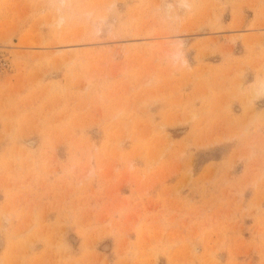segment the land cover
<instances>
[{"label": "rangeland", "instance_id": "obj_1", "mask_svg": "<svg viewBox=\"0 0 264 264\" xmlns=\"http://www.w3.org/2000/svg\"><path fill=\"white\" fill-rule=\"evenodd\" d=\"M0 264H264V0H0Z\"/></svg>", "mask_w": 264, "mask_h": 264}, {"label": "bare ground", "instance_id": "obj_2", "mask_svg": "<svg viewBox=\"0 0 264 264\" xmlns=\"http://www.w3.org/2000/svg\"><path fill=\"white\" fill-rule=\"evenodd\" d=\"M168 38H171V37H168L167 36V38L164 40V41H162V43L164 44H168V45H174V44H179L180 46H184L185 45V40H183V38H181V37H179V38H176V39H173V40H171V39H168ZM163 39V38H162ZM32 142V141H31ZM31 144V143H30Z\"/></svg>", "mask_w": 264, "mask_h": 264}]
</instances>
